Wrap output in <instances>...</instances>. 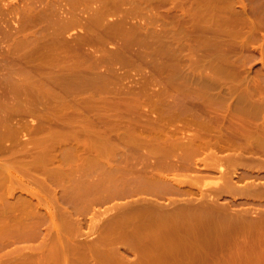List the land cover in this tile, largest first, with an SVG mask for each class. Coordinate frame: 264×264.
<instances>
[{"label": "rangeland", "instance_id": "374dc122", "mask_svg": "<svg viewBox=\"0 0 264 264\" xmlns=\"http://www.w3.org/2000/svg\"><path fill=\"white\" fill-rule=\"evenodd\" d=\"M262 159L264 0H0V264H264Z\"/></svg>", "mask_w": 264, "mask_h": 264}, {"label": "bare ground", "instance_id": "6f19581e", "mask_svg": "<svg viewBox=\"0 0 264 264\" xmlns=\"http://www.w3.org/2000/svg\"><path fill=\"white\" fill-rule=\"evenodd\" d=\"M258 143H259V142H258ZM258 143H257V146H256V143H255L254 146L258 147ZM259 144L261 145V143H259ZM263 160H264V159H262V161H263ZM262 161H260V162H262ZM263 163H264V162H263ZM259 164L261 165V163H259ZM261 168H263V167L261 166ZM263 169H264V168H263ZM258 172H259V171H258ZM261 173H262V172H261ZM257 175H259V174H257ZM260 175H261V174H260ZM262 175H264V173H263ZM251 184H252V183H250V184H248V185H251ZM253 185H254V184H253ZM253 185H251V186L253 187ZM258 186H259V185H258ZM244 187H245V186H244ZM255 187H257V185H255ZM255 187H254V188H255ZM260 187H262V186H260ZM260 187H258V188H260ZM249 188H251V187L249 186ZM254 188H253V189H254ZM258 188H256V189H258ZM263 188H264V185H263ZM233 189H235V188H233ZM247 189H248V187H247ZM247 189H246V190H247ZM260 190H262V189H260ZM260 190L258 189V191H259L258 193L261 194ZM247 191H248V190H247ZM250 191H251V190H249L248 193H251ZM248 193H247V195H248ZM263 193H264V192H263ZM249 195H250V194H249ZM257 195H258V194H257ZM257 195H256V196H257ZM250 196H251V195H250ZM252 196H254V195H252ZM259 196H260V195H259ZM261 196L263 197L264 194H263V195L261 194ZM260 198H261V197H260Z\"/></svg>", "mask_w": 264, "mask_h": 264}, {"label": "crops", "instance_id": "0c3cea01", "mask_svg": "<svg viewBox=\"0 0 264 264\" xmlns=\"http://www.w3.org/2000/svg\"><path fill=\"white\" fill-rule=\"evenodd\" d=\"M99 253V252H98ZM100 257V256H99ZM101 258V257H100ZM98 264H100V263H98ZM136 264H146V262H144V261H137L136 262ZM162 264V263H161Z\"/></svg>", "mask_w": 264, "mask_h": 264}]
</instances>
